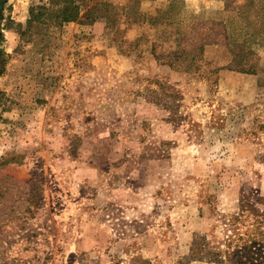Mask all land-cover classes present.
Masks as SVG:
<instances>
[{"label": "rangeland", "instance_id": "rangeland-1", "mask_svg": "<svg viewBox=\"0 0 264 264\" xmlns=\"http://www.w3.org/2000/svg\"><path fill=\"white\" fill-rule=\"evenodd\" d=\"M47 2L3 6L0 264H211L186 259L195 234L219 244L242 196L264 195V41L258 75L221 72V44L200 71L152 52L178 25L243 20L248 0H139L135 20L129 0H82L77 20H28Z\"/></svg>", "mask_w": 264, "mask_h": 264}, {"label": "trees", "instance_id": "trees-1", "mask_svg": "<svg viewBox=\"0 0 264 264\" xmlns=\"http://www.w3.org/2000/svg\"><path fill=\"white\" fill-rule=\"evenodd\" d=\"M61 1L66 4L61 5ZM5 2L6 0L1 1L0 25ZM81 3L82 0H48L47 3L32 4L28 20L40 19L44 11L51 10L56 13L58 20L61 17L63 22L74 21L81 15ZM128 3L120 7L124 10L121 15L128 18L134 15L135 20L137 16H141L137 15L136 11L140 2L129 0ZM175 3L176 1H171L163 11L159 10L155 19H158L160 14L161 17L174 18ZM51 5H54V8H50ZM116 8L114 6L113 9ZM240 14H243V20L239 22L223 19L199 20L193 23L188 31L177 24L175 48L165 54L156 53L153 48L152 53L158 62L174 69L200 71L204 47L212 43L221 44L232 55L230 63L221 66V69L258 75L262 69L260 55L252 48V44L264 41V1L248 0ZM178 23L182 24V20H178ZM201 27L206 29V33L201 32ZM2 39L0 26V43ZM1 56L2 51L0 76L5 69ZM173 94L177 102H174L172 107H178L183 95L177 89H174ZM224 223L227 232L219 244L209 242L206 234H195L186 259L190 262L203 261L211 264H264V195L253 193L242 196L238 212L225 218Z\"/></svg>", "mask_w": 264, "mask_h": 264}, {"label": "crops", "instance_id": "crops-1", "mask_svg": "<svg viewBox=\"0 0 264 264\" xmlns=\"http://www.w3.org/2000/svg\"><path fill=\"white\" fill-rule=\"evenodd\" d=\"M3 8H4V7H3ZM2 12H3V9H2ZM15 16H16V15H15ZM15 16L11 17V19L15 20V18H14ZM19 17H20V16H19ZM16 18H17V19H22V18H18V17H16ZM2 20H4L3 16H2ZM223 70H228V71H229L230 69H223V68H222V69H221V72H222Z\"/></svg>", "mask_w": 264, "mask_h": 264}, {"label": "water", "instance_id": "water-1", "mask_svg": "<svg viewBox=\"0 0 264 264\" xmlns=\"http://www.w3.org/2000/svg\"><path fill=\"white\" fill-rule=\"evenodd\" d=\"M1 1H2V0H0V7H1Z\"/></svg>", "mask_w": 264, "mask_h": 264}]
</instances>
